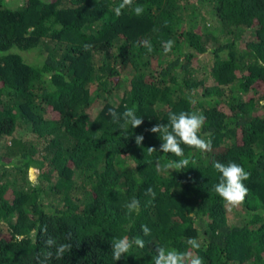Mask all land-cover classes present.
Segmentation results:
<instances>
[{
	"label": "trees",
	"instance_id": "trees-1",
	"mask_svg": "<svg viewBox=\"0 0 264 264\" xmlns=\"http://www.w3.org/2000/svg\"><path fill=\"white\" fill-rule=\"evenodd\" d=\"M121 2L0 0V264H153L157 246L205 264H264V0H133L143 14L117 17ZM126 107L143 121L127 135ZM181 111L204 115L211 150L182 143L195 163L158 172L180 158L149 129ZM214 161L251 173L242 211L213 191ZM133 197L138 215L124 207ZM124 236L145 246L115 261L111 243ZM49 237L70 251L55 258Z\"/></svg>",
	"mask_w": 264,
	"mask_h": 264
},
{
	"label": "clouds",
	"instance_id": "clouds-1",
	"mask_svg": "<svg viewBox=\"0 0 264 264\" xmlns=\"http://www.w3.org/2000/svg\"><path fill=\"white\" fill-rule=\"evenodd\" d=\"M125 7H132L133 13L137 16L142 15L145 10L143 5L133 6V0H122V2L114 8L115 15L119 17L122 14V9ZM141 44L149 52L152 51L150 41L145 40L142 41ZM173 44L174 41L172 40L165 41L162 45L164 52H170ZM84 47L87 48L89 45H84ZM190 103H195V101L190 100ZM259 103L264 106V100L259 101ZM109 115L113 117L114 121H119L121 119V116L117 114L114 108L109 109ZM122 118L124 123L120 126V129L124 130L123 132H125L126 135L129 125L131 128H136L143 123L142 118L137 117L135 114L134 107H126L125 111L122 113ZM205 121L206 118L202 113L181 111L177 114L175 112H170L168 115V123L156 124L149 129L152 133H157L162 140L160 144L161 152L171 153L175 157L180 158L177 160H168L162 165L157 162L158 172H169L170 169L180 171L188 168L190 163H195L194 160L190 161L185 157L184 149L181 147L182 143L200 152L211 150V140L205 139L200 135ZM143 139L144 136L142 134H137L134 137L136 145H141ZM154 151H156L155 148L148 147L149 155ZM14 166L15 161L5 164L7 168H12ZM213 167L220 174L218 183L213 186V191L225 202L229 210L241 206L249 191L243 182L250 178L251 173L234 161H229L227 164L214 161ZM38 176L39 170L37 168L29 167L27 169V179L33 187H38ZM137 182H140L139 178ZM146 195L155 198V193L151 188L147 189ZM124 207L129 215L132 213L138 215L140 201L133 197L124 204ZM141 231L145 236L151 233V229L147 225H141ZM35 235L36 231L34 229L32 237L34 238ZM24 239L25 236L22 234H17L15 236L16 242H22ZM45 244L48 248H55L54 255L57 259L63 258L65 253H68L72 247L68 242L57 243L56 240L51 237L45 241ZM186 244L189 245L192 250L201 248V243L197 238H188ZM134 246L142 249L145 246V242L140 236H134L132 238L124 236L113 240L111 243L113 260H120L122 255L129 253ZM155 252L156 255L153 257V264H205L203 257L191 250L179 251L176 249H168L164 246H157ZM52 257L53 252L48 251L45 259H50Z\"/></svg>",
	"mask_w": 264,
	"mask_h": 264
},
{
	"label": "rangeland",
	"instance_id": "rangeland-1",
	"mask_svg": "<svg viewBox=\"0 0 264 264\" xmlns=\"http://www.w3.org/2000/svg\"><path fill=\"white\" fill-rule=\"evenodd\" d=\"M40 175V174H39ZM241 208H240V206L239 207H236V208H234V210H237V211H242V209L240 210ZM229 214H230V216L232 215V211H229Z\"/></svg>",
	"mask_w": 264,
	"mask_h": 264
}]
</instances>
